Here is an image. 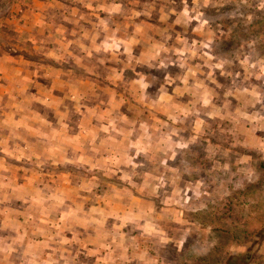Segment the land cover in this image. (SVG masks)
Here are the masks:
<instances>
[{"label": "rangeland", "instance_id": "rangeland-1", "mask_svg": "<svg viewBox=\"0 0 264 264\" xmlns=\"http://www.w3.org/2000/svg\"><path fill=\"white\" fill-rule=\"evenodd\" d=\"M146 5L179 7L177 23L185 37H175L176 47L162 69L131 60L134 39L112 43L113 36L124 39L129 33L111 30V25L133 20L135 8ZM82 20L91 24L81 27ZM187 22L201 24L194 37L184 29ZM51 31L60 38L65 32L60 46L53 42L56 36L49 37ZM80 38L102 39L101 46L110 51L103 56L107 64L133 66L135 74L128 72L125 80L131 85L119 86V92L129 94H124L125 106L118 114L122 124L83 125V139L67 140L72 148L66 152L73 156L56 158L60 165L67 160L86 169L71 173L68 184L63 175L43 166L44 158L34 174L26 172L32 168L18 169L23 165L22 151L13 140L16 128L31 126L6 121L5 116H22L27 107L19 96L16 68L24 60L17 56L30 65L48 48L67 55L74 48L70 44ZM165 42L156 41L153 48L158 51ZM94 45L95 50L99 44ZM110 80L119 83L118 77ZM80 81L79 95L92 83ZM56 89L63 91V84ZM87 93V99L93 98ZM112 93L104 92V103L117 107L123 96L115 99ZM0 107L5 119L4 124L0 120V168H13V174L0 172V204L10 199L16 204L10 206L12 216H0L7 235L0 236L2 243L7 241L3 247L10 239L23 238L28 245L39 235L65 234L62 230L69 228L76 232L71 247L80 245L76 228L82 227L89 244L83 249L85 264H264V233L242 244L232 240L264 219V0H0ZM54 112L65 118L62 110ZM92 112L86 110L85 119L94 118ZM60 128L61 134L68 130ZM57 144L66 154L64 137ZM94 166L104 178L95 181L89 173ZM64 208L67 221L59 224L56 214ZM108 215L117 218V226L104 219ZM114 234L119 240L113 243ZM48 241L29 246L30 253L19 261L28 264L39 258ZM125 251L132 263L124 260ZM247 251L246 260L239 257ZM52 256L46 264L54 263Z\"/></svg>", "mask_w": 264, "mask_h": 264}, {"label": "crops", "instance_id": "crops-1", "mask_svg": "<svg viewBox=\"0 0 264 264\" xmlns=\"http://www.w3.org/2000/svg\"><path fill=\"white\" fill-rule=\"evenodd\" d=\"M176 8L179 7L174 6L173 8L170 6L168 8L166 5H161L159 7H152V5H146L143 8H135V11L132 13V15L134 16L133 20L130 17L129 22L125 24L123 22H117L116 25H111V30L118 29L124 34L126 30H128L129 33L128 36H124V39L121 37L117 38L113 36L112 43L116 42L121 44V41H125L127 39L128 41H132L134 39L135 45L134 47L132 45L129 54V56L132 57L131 60L136 63L142 64L147 62L148 65L144 64L145 68L147 69L158 67L162 69L163 64L166 62L167 58L170 57L169 54L176 47V44L174 45L175 37H185L183 33H181V29L179 27L180 25H178L177 23V15L180 12H178ZM81 22L79 24H84L79 25L81 27H86L85 24L87 23L91 24L89 20H82ZM188 23L189 22L184 23V29L192 30V36L194 37L195 31L198 29V27L201 26V24H199L198 22H192V24L190 25ZM100 27H96L97 32H99V30L102 31V28ZM66 28L67 27H65V30ZM87 28L91 29V25L87 26ZM140 28H144L146 33L142 34ZM51 30L53 31V29ZM52 31L49 35L50 38L56 36L52 33ZM64 36L65 32L62 33L61 37L63 38H60V36H56L53 42L57 46H60L61 41L65 38ZM163 39H166V42L164 44L159 45L158 51L153 48V45L156 44V41L158 42L159 40ZM187 39L193 41L195 40L193 38L188 37ZM75 41L76 43L70 44L73 45L74 48H71L70 50L68 49L70 51L69 54H60L58 53V51L54 52L53 49L48 48L49 51L47 54L41 53L40 55H35L36 58L31 61L30 65L29 63H27L28 61H25L26 58L23 55L17 56V60H24L23 65L21 67L17 66L16 68H20L17 72L18 77L20 79L19 96L20 99H22V102L26 104L27 107H24L26 111L22 116H5L6 121L13 119L18 123V125L27 127L31 126L30 130L24 127L16 128L18 129L16 130L18 134L14 136L13 140L16 142L18 152L22 151L20 155V158L22 160L19 162V165L21 164L24 166H20L18 169L23 172L22 170H24L25 167L32 168L26 170V172L34 174V167H39V165L41 164V159L44 158L45 164L43 166H48V170H50V172L51 170H54V172L63 175L64 179L62 180H64V182L66 181L68 184L70 183V181H68L67 178L71 173H86V169L84 167H74L72 165V162L67 160H64V164L60 165L56 163V158L60 156H73L72 152H66L68 150H71L72 148V146L67 143V140H71L70 142H72V140H76L79 138L83 139V133L86 132L83 129V125H117L119 127V125L122 124V118H120L121 116L119 117L118 114L120 115L122 113V110L125 106V95H127L128 93L123 90L119 92L121 88L119 86H122V84L126 85L127 83L131 85V81L125 80L128 79V72H131L133 75L135 74V71L133 72V66L114 67L112 65L107 64L108 61H106L103 56L104 54H109L110 51L106 50V48H103V46H101V44L103 43L102 39L97 41L91 40V38H80ZM95 43H98L99 45L94 50L93 48H95ZM70 45H67L66 48H69ZM56 49L58 50V48ZM117 54L119 56V61H122L124 55L121 48L118 50ZM138 58H141L140 60L144 61H137ZM106 65H109V67H107ZM146 72L148 71H145V73L143 72V76L145 78L148 76ZM209 74L210 72H208V75ZM114 76L116 78H119V83H117V80L114 83L110 80V78H113ZM80 78L92 80V83L89 86H87V83H84L85 86H87V90L85 89V94L80 92L81 95H79L78 91V88H80L81 86ZM62 84L63 91H58L56 89L57 85L61 86ZM115 87H118V89L114 90ZM106 91H112V94L116 96L115 99H117L118 96L120 98L123 96L122 103L119 104L117 107L110 105V103H104L105 99L103 98V96L104 92ZM87 92L91 93L93 96V98H90V100L86 98L88 94ZM148 94L149 92L146 87L145 96H147ZM94 96H96L97 98L94 99ZM4 106L6 105L4 104ZM60 110L63 111L61 115L65 118H58L57 113L54 112ZM86 110H94L92 114H94L95 117L92 118L91 116H89V119H85L87 118V114L84 113ZM112 115L113 117H110ZM0 120L3 124L5 123V119L3 116L0 117ZM48 122L51 123H49V127L46 125L48 124ZM60 126H63L64 128L67 127L68 130H64L65 134L57 132V130H61ZM7 131L10 132V130ZM63 137L64 142H66L63 152H66V154H61L58 151V144L56 145V142ZM45 148L47 149L45 150ZM30 158L33 159L32 163L28 161ZM3 163L6 164L5 162ZM11 166H9V168H0V172L2 169H7L9 173L13 174V168ZM89 170V173L96 177L95 181L104 178V173L101 168L94 166L91 167ZM132 180L133 182H137L132 177L130 179V182L132 184H134ZM67 183L59 184L60 186H66ZM14 200L18 202V199ZM64 204L67 203L64 201ZM10 206H16L15 203L11 202V199L8 200L7 203L0 204V216H12V212H9L11 211ZM64 209V213L56 214V220L57 222H59V224H61L62 219L64 221H67L66 217L68 215V209ZM104 219H111V223L113 225H116L118 223L117 218L111 217L110 215L106 216V218ZM2 220H4L3 217H0V225L3 223ZM76 229H79L81 233H83L84 231L82 227ZM4 230L5 229L0 226V236L2 235L5 238L7 237V235L4 233ZM63 231L65 232V234H59L55 233L54 231H51L48 233V235H39L35 240H31V243L28 245L26 240L21 238L15 239V241L10 239V241L8 242L9 245L7 247H3V243L5 245L7 241H4L2 243L3 237H0V247L3 248V252L0 253V264H22V262H20L19 260L22 256H26V251L30 253L29 246L36 248V246H38L37 244H41L45 238L49 239V241L47 242L50 243L49 247H43L41 249L42 251H40L42 255H40L39 258H32L30 263L28 264H46L49 260L47 257L48 255H53L52 257L55 258L53 264H85L83 260H85L86 258H82V255H85V251L83 249H87L89 244L85 245L86 241L84 240V236H82L80 233V245H73L71 247L70 244L73 242L72 232H76L73 230L71 232L70 228L62 230V232ZM16 234H19V230L16 231ZM14 235L15 234H13V236ZM114 235L115 236H113V243L119 240L118 238L116 239V234ZM51 238H53L52 242ZM59 243L60 245H58ZM19 244L21 245L22 249L18 248ZM14 246V249H9ZM75 246H77V248L81 250H78L77 248L73 250ZM127 253L128 252L125 253L124 260L126 262L130 261L132 263L134 259L130 258L129 253ZM14 255L20 256L15 257ZM142 256H145V253H143ZM115 260L116 259H114V261Z\"/></svg>", "mask_w": 264, "mask_h": 264}, {"label": "trees", "instance_id": "trees-1", "mask_svg": "<svg viewBox=\"0 0 264 264\" xmlns=\"http://www.w3.org/2000/svg\"><path fill=\"white\" fill-rule=\"evenodd\" d=\"M3 13H4V11H3ZM5 13H6V11H5ZM229 210H233V208L231 207V208H229ZM226 211H228V209ZM263 233H264V219H263V221L261 220V222L259 223V226L256 229H244L239 233L240 234L239 237L233 236L232 240H233V242H235L237 244H242L245 242H250L251 240H253V238L256 235H261ZM213 249L216 250L217 248L214 247ZM249 254H250L249 251H247L243 255H239V257L246 260L247 259L246 256ZM199 260H201V258ZM195 262H197V264H200V261H195ZM195 262L193 264H195ZM204 264H211V263L205 262ZM226 264H227V261H226Z\"/></svg>", "mask_w": 264, "mask_h": 264}]
</instances>
